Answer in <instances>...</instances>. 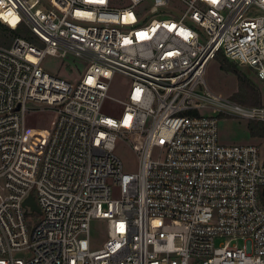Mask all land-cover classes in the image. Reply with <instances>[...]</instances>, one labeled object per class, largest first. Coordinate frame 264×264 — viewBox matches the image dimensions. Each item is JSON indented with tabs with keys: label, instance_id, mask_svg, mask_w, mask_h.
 Wrapping results in <instances>:
<instances>
[{
	"label": "built area",
	"instance_id": "built-area-1",
	"mask_svg": "<svg viewBox=\"0 0 264 264\" xmlns=\"http://www.w3.org/2000/svg\"><path fill=\"white\" fill-rule=\"evenodd\" d=\"M0 21L35 36L0 44V264H264V151L219 134L222 116L264 122V103L205 80L222 50L264 82V0H0ZM116 73L120 117L102 112ZM45 109L52 126L26 123Z\"/></svg>",
	"mask_w": 264,
	"mask_h": 264
},
{
	"label": "rangeland",
	"instance_id": "rangeland-1",
	"mask_svg": "<svg viewBox=\"0 0 264 264\" xmlns=\"http://www.w3.org/2000/svg\"><path fill=\"white\" fill-rule=\"evenodd\" d=\"M23 36V34H18ZM16 35L5 33L0 35V44L9 45L12 43ZM44 65L52 72L75 80L83 72V63L77 59H61L54 56H48ZM254 81H256L263 92L264 103V82L259 81L254 72L242 67ZM205 80L207 85L215 92L223 95L236 97L242 94L243 90L239 87L237 77L223 70L216 58L210 60L205 72ZM131 86V79L123 74L116 73L112 77L108 96L102 105V112L113 117H120L124 110L125 99L127 98ZM238 97V96H237ZM245 104V103H244ZM250 105V104H247ZM55 112L53 110H33L26 114V123L35 127H50L53 124ZM250 120L241 119L233 116H222L219 123L220 140L225 143H258L264 151V136L251 135L249 128ZM116 153L123 162L125 171H137L139 159L137 154L124 142H119ZM119 194V187H113V196ZM91 239L96 246H101L107 239V230L105 222L100 219H94L91 225Z\"/></svg>",
	"mask_w": 264,
	"mask_h": 264
},
{
	"label": "trees",
	"instance_id": "trees-1",
	"mask_svg": "<svg viewBox=\"0 0 264 264\" xmlns=\"http://www.w3.org/2000/svg\"><path fill=\"white\" fill-rule=\"evenodd\" d=\"M9 33L11 35L23 34L28 39H34L32 31L26 24H21L17 29H13L0 21V35ZM216 60L220 63V67L234 74L238 79L239 87L243 90L242 94L234 97L239 102L250 105H261L263 103V92L260 85L249 77L248 73L235 61L229 59L222 50H219L215 56ZM251 135L264 136V122L252 120L249 122Z\"/></svg>",
	"mask_w": 264,
	"mask_h": 264
},
{
	"label": "water",
	"instance_id": "water-1",
	"mask_svg": "<svg viewBox=\"0 0 264 264\" xmlns=\"http://www.w3.org/2000/svg\"><path fill=\"white\" fill-rule=\"evenodd\" d=\"M25 205H29L32 209V211H36V212H41L40 207L37 204V201L34 197V195H30L26 201H25Z\"/></svg>",
	"mask_w": 264,
	"mask_h": 264
},
{
	"label": "bare ground",
	"instance_id": "bare-ground-1",
	"mask_svg": "<svg viewBox=\"0 0 264 264\" xmlns=\"http://www.w3.org/2000/svg\"><path fill=\"white\" fill-rule=\"evenodd\" d=\"M12 24H15L14 21L12 22Z\"/></svg>",
	"mask_w": 264,
	"mask_h": 264
}]
</instances>
